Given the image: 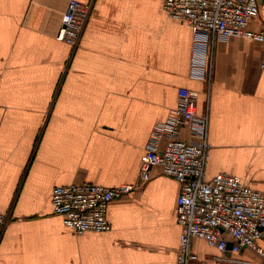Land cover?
<instances>
[{
  "label": "crops",
  "instance_id": "0c3cea01",
  "mask_svg": "<svg viewBox=\"0 0 264 264\" xmlns=\"http://www.w3.org/2000/svg\"><path fill=\"white\" fill-rule=\"evenodd\" d=\"M69 1L0 0V211L10 218L0 264H176L180 183L161 167L110 204L109 231L67 227L52 190L138 182L152 130L185 86L209 112L207 177L237 175L264 193V44L196 31L164 0H80L93 9L72 48L57 38ZM260 2L253 29L264 26ZM192 248L193 264L264 261L201 237Z\"/></svg>",
  "mask_w": 264,
  "mask_h": 264
},
{
  "label": "built area",
  "instance_id": "2783aa9c",
  "mask_svg": "<svg viewBox=\"0 0 264 264\" xmlns=\"http://www.w3.org/2000/svg\"><path fill=\"white\" fill-rule=\"evenodd\" d=\"M260 7V0H164L169 16L196 31L208 32L214 38L241 37L264 44V26L250 27ZM92 9V2L70 0L57 38L76 48ZM261 67L264 69V53ZM183 127L189 129L190 139L181 135ZM210 148L209 112H200L198 93L182 86L177 105L152 130L141 158L138 182L116 186L92 182L57 185L52 190L54 212L76 233L109 231L110 204L152 178V169L159 166L180 183L176 215L181 236L176 264H193L198 259L192 248L196 237L224 253L253 247L264 255L258 245L264 232V193L237 175L220 172L208 178ZM9 220V215L0 211V243Z\"/></svg>",
  "mask_w": 264,
  "mask_h": 264
}]
</instances>
